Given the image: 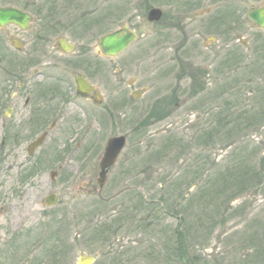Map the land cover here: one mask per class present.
<instances>
[{
	"label": "rangeland",
	"instance_id": "1",
	"mask_svg": "<svg viewBox=\"0 0 264 264\" xmlns=\"http://www.w3.org/2000/svg\"><path fill=\"white\" fill-rule=\"evenodd\" d=\"M52 1L51 9L46 5L50 0H37L36 5L23 0L21 4L42 6V13H56L61 23L101 16L103 34L123 24L134 27L139 36L132 47L118 57L102 59L104 96L115 86L117 72L112 65L125 61L123 82L118 86L130 92L126 83L137 75L139 84L133 88H146L132 111L119 112L118 124L102 128L93 124L92 132L83 124L68 134H48L31 160H25L26 146L38 135H22V159L0 163V264H77L87 256L94 257L92 264H163L161 231L178 220L157 208L149 211L143 202L157 201L166 190L173 204L187 202L186 219L193 221L197 235L203 234L200 243L191 238L180 244L190 256L213 254L224 264H264L263 257L251 256L264 243V32L257 44H249L250 35L247 38L248 46L256 47L243 53L245 67L232 66L227 71L230 96L225 98L222 85L215 87L208 106L194 112L190 100L179 122L173 103L164 102L169 82L158 72L161 56L149 58V51L134 48L159 45L160 25L143 15L144 0ZM150 2L148 7L163 8L162 0ZM252 2L259 0H247V6ZM0 4L19 6L18 0H0ZM10 35H15L12 26L0 32L8 49L5 61L15 55ZM129 56L133 59L128 60ZM3 69L11 71L12 64L0 65V86L5 87L9 76ZM214 81L217 85L219 79ZM10 82L16 87L14 78ZM226 102L229 107L223 112ZM130 116L134 131L127 124ZM117 134H126L127 143L99 190V157L107 138ZM65 144L69 153H62V160H49L28 179L23 178L47 148L53 146L50 150L61 153ZM239 166L253 174L250 181L241 189L222 187L223 181L239 174ZM54 170L57 175L52 180ZM50 192L57 194L58 201L45 206L43 199ZM201 194L204 198L199 200ZM199 215H203L201 222ZM151 223L155 228L149 227ZM244 245L249 248L241 249Z\"/></svg>",
	"mask_w": 264,
	"mask_h": 264
},
{
	"label": "flooded vegetation",
	"instance_id": "2",
	"mask_svg": "<svg viewBox=\"0 0 264 264\" xmlns=\"http://www.w3.org/2000/svg\"><path fill=\"white\" fill-rule=\"evenodd\" d=\"M36 1L31 0L32 5H36ZM51 1L46 3L48 9H51ZM21 2L23 0H18L19 6L16 7L29 15L25 28L20 24L0 26V32L5 33L8 26H12L15 32V35L8 37L15 51L10 61H5L8 49L4 37L0 36V65L6 62L12 64L11 71L3 69L9 76L5 80L9 84L0 86V163L8 164L22 159L23 134L38 135L26 146L25 160H31L40 152L48 134H68L83 124L89 132H92L93 124H97L98 128L118 124L119 112L132 111L135 101L145 93L146 88H133L139 84L137 75L126 83L130 92L118 86L123 82L124 66L128 64L125 61L124 65H112L117 72L115 86L109 95L104 96L102 59H113L130 49L139 36L134 27L123 24L112 30L127 28L135 38L124 50L108 56L99 45L104 35L101 16L61 23L56 13H42V6L29 8ZM150 4V0H144L146 9L143 15L152 22L148 19V12L152 8L148 7ZM162 6L158 8L159 18L153 20L160 25L159 45L134 48L140 52L149 51V58L161 56L163 62L158 72L165 83L169 82L164 102L173 103L177 119L181 122L183 108L190 100L194 101V112H199L200 106L206 107L214 100L215 87L221 88L222 85L220 91L226 94L225 98L230 96L227 82L229 70L232 66L245 67L244 63L241 64L243 53L251 52L256 47L248 46L247 38L250 35L249 44H257V37L264 32V28L249 18V12L263 7L264 0L252 2L249 6L247 0H162ZM251 31L257 33L251 34ZM132 59L133 56L128 57V60ZM13 78L16 84L14 88L10 82ZM215 78L219 79L217 85ZM78 80L81 81V88ZM227 106L226 102L223 112ZM149 119L157 121L155 118ZM127 124L134 131L132 116L128 117ZM118 135H124L127 143L126 134L112 135L106 143L109 138ZM52 147L45 150L35 165L27 168L24 179L36 173L39 165L49 160L57 163L62 160L61 156L69 153L68 144L60 154L50 150ZM102 156L103 152L99 157L97 175L101 170ZM116 162L107 168L106 181L109 170ZM56 175L57 171L50 172L52 180ZM102 188L98 186L99 190ZM48 194L57 195L55 192ZM43 203L46 204L45 197Z\"/></svg>",
	"mask_w": 264,
	"mask_h": 264
},
{
	"label": "trees",
	"instance_id": "3",
	"mask_svg": "<svg viewBox=\"0 0 264 264\" xmlns=\"http://www.w3.org/2000/svg\"><path fill=\"white\" fill-rule=\"evenodd\" d=\"M237 168L239 169L238 170L239 174H237L236 177L234 175L235 178L228 180V182L223 181L222 187L225 186L226 188L228 185V187L236 186L238 189H241V186H243L246 182L250 181V178L253 174H251V172H247L246 168L240 169V166ZM221 178L226 180L224 175ZM201 198H204V195L201 194L199 196V200H201ZM148 202L149 203L143 202V205H146L149 211L151 210L153 211V208H157L158 212H162V215H168L169 217L175 218L176 221L178 220L175 226H172L167 230L163 229V232L161 231V233L164 234L163 243H160V251L162 256L165 258L163 264H166L167 262L169 264L171 262H173V264H224V261L219 260V256H215L213 254H202V253L193 254V256H190V254L186 251V249L184 250L183 247H180L181 243L183 245V242H186L188 239L191 238L197 239V241H199L200 243L201 242L200 237L203 236V234L201 233L197 235V232H194L192 228L193 221L190 219H186L188 218L187 217V212L189 211L188 208L190 209V207L187 206V202L181 204L177 201L175 204H173L172 202H170V196L167 190L164 192V195H160L157 201L150 200ZM159 207L161 209H159ZM171 210L173 211V213L171 212ZM199 217H200L199 222L203 221V215L202 216L199 215ZM149 227L155 228L153 223H151ZM193 244L192 246H194L197 250V245L196 244L193 245ZM244 248H249V247H247V245H244L241 249ZM258 249L259 250H257V247L254 248L251 252V256L264 258L263 242L262 244L259 243ZM246 256L247 253L240 254L239 260H242V257L245 258Z\"/></svg>",
	"mask_w": 264,
	"mask_h": 264
},
{
	"label": "water",
	"instance_id": "4",
	"mask_svg": "<svg viewBox=\"0 0 264 264\" xmlns=\"http://www.w3.org/2000/svg\"><path fill=\"white\" fill-rule=\"evenodd\" d=\"M160 11L158 8H151L148 12L149 20H157L159 18ZM249 18L256 23L259 27L264 28V6L251 10L249 12ZM28 14L22 12L21 10L12 7L5 6L0 7V26L5 24L14 23L20 24L23 28L26 26L28 21ZM135 35L133 32L129 31L127 28H123L118 31L110 32L105 34L99 41V45L106 55H115L124 49L131 41H133ZM78 85L81 88V81L78 80ZM36 144V143H35ZM35 144L33 146H35ZM125 145V137L123 135L114 136L108 139L103 156L100 161V172L97 182L100 187L103 186L106 180V170L111 166L117 159L120 151ZM56 198L53 195H49L45 198L46 204L51 205L54 203ZM94 257L88 256L86 258H81L77 264H91Z\"/></svg>",
	"mask_w": 264,
	"mask_h": 264
}]
</instances>
